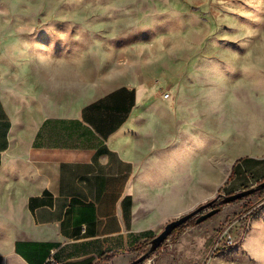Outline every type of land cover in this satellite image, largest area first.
<instances>
[{
  "label": "rangeland",
  "instance_id": "1",
  "mask_svg": "<svg viewBox=\"0 0 264 264\" xmlns=\"http://www.w3.org/2000/svg\"><path fill=\"white\" fill-rule=\"evenodd\" d=\"M0 27L16 114H72L121 85L145 90L150 107L126 134V151L171 158L174 176L149 181L157 229L128 264L168 223L264 182V0H0ZM214 207L217 215L192 219L142 264H203L229 224L232 255L264 234V189Z\"/></svg>",
  "mask_w": 264,
  "mask_h": 264
},
{
  "label": "crops",
  "instance_id": "2",
  "mask_svg": "<svg viewBox=\"0 0 264 264\" xmlns=\"http://www.w3.org/2000/svg\"><path fill=\"white\" fill-rule=\"evenodd\" d=\"M3 53L0 27V264H45L50 256L128 264L157 229L149 181L174 176L171 158L140 161L126 151V134L150 107L145 90L121 85L72 114H16L5 97ZM243 248L203 264H264L263 233Z\"/></svg>",
  "mask_w": 264,
  "mask_h": 264
},
{
  "label": "water",
  "instance_id": "3",
  "mask_svg": "<svg viewBox=\"0 0 264 264\" xmlns=\"http://www.w3.org/2000/svg\"><path fill=\"white\" fill-rule=\"evenodd\" d=\"M264 189V182L257 185L256 187H253L251 189L242 191L240 193H236L230 196H225V195H219L216 199H214L213 201L207 203L206 205H203L201 207H199L198 209H196L195 211L186 214L170 223H168L164 229V231L154 237L151 241H150V249L143 254L141 257H139L137 260L133 261L130 264H142L144 263L154 252H156L165 241L168 240V238L172 235V233L174 231H176L178 228L186 225L189 221H191L192 219H196V224H201L209 219H211L212 217H214L215 215H217L219 213V208H215L214 206L216 204H220V205H228L231 204L233 202L239 201L241 199H244L248 196H251L261 190Z\"/></svg>",
  "mask_w": 264,
  "mask_h": 264
},
{
  "label": "built area",
  "instance_id": "4",
  "mask_svg": "<svg viewBox=\"0 0 264 264\" xmlns=\"http://www.w3.org/2000/svg\"><path fill=\"white\" fill-rule=\"evenodd\" d=\"M165 97L168 98L169 94H166ZM235 244L236 241L232 235V224H229L223 229L222 235L217 237V239L214 241L210 249L211 250L210 258L209 259L207 258V262L213 257H215L217 254L221 253L222 251L227 249H232V247L235 246ZM45 264H61V263L58 262L53 256H50Z\"/></svg>",
  "mask_w": 264,
  "mask_h": 264
},
{
  "label": "trees",
  "instance_id": "5",
  "mask_svg": "<svg viewBox=\"0 0 264 264\" xmlns=\"http://www.w3.org/2000/svg\"><path fill=\"white\" fill-rule=\"evenodd\" d=\"M231 177H232V175H231ZM183 228V226L182 227H180V228H178L177 230H180V229H182ZM146 244H148V242L147 243H144V244H141V245H138L137 247H135L134 249H132V252H135L138 248H140V247H142V246H144V245H146ZM111 257L109 256L108 257V260L110 259Z\"/></svg>",
  "mask_w": 264,
  "mask_h": 264
}]
</instances>
